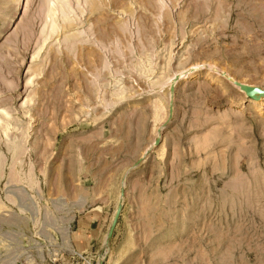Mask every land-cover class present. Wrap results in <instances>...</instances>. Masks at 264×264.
Instances as JSON below:
<instances>
[{"label": "rangeland", "instance_id": "374dc122", "mask_svg": "<svg viewBox=\"0 0 264 264\" xmlns=\"http://www.w3.org/2000/svg\"><path fill=\"white\" fill-rule=\"evenodd\" d=\"M228 75L264 89V0H0V264H97L124 174L107 264H264V97Z\"/></svg>", "mask_w": 264, "mask_h": 264}, {"label": "water", "instance_id": "95a60500", "mask_svg": "<svg viewBox=\"0 0 264 264\" xmlns=\"http://www.w3.org/2000/svg\"><path fill=\"white\" fill-rule=\"evenodd\" d=\"M234 82H235V84L239 85L242 90L245 91L247 96H250L252 98H258L261 95H264V89L261 88L260 86L249 85V84H245V83H242V82H239V81H234ZM173 93H174V84H171L169 86L170 100H169V106H168V109H169L168 110V118L171 116L172 109H173V104H172ZM158 140H159V138H156L155 141H154V144H157ZM140 161H141V158H139L132 166L137 165ZM124 194H125V174L121 178V185H120V188H119V199H118V202L116 204V208L114 210V213H113V216L111 218V221H110V223L108 225V228H107V231H106V235H105V239H104V242H103V246H102V249H101V251H100V253L98 255V259H97V262H96L97 264H104V258H105L106 254L108 252V250L106 248H107L108 242H109V240H110V238H111V236L113 234L114 228H115V226L117 224V220H118V217L120 215L122 204H123Z\"/></svg>", "mask_w": 264, "mask_h": 264}, {"label": "crops", "instance_id": "0c3cea01", "mask_svg": "<svg viewBox=\"0 0 264 264\" xmlns=\"http://www.w3.org/2000/svg\"><path fill=\"white\" fill-rule=\"evenodd\" d=\"M97 218L95 217L96 220H97ZM82 224H83L82 227H84L85 230H88V232H89V233H85L83 235V238L85 239V242L83 241V243L85 245H87L88 241H90L92 239V236H91L92 231H91V229H95V227L97 226L98 222L97 221L95 222L94 218H92V217L90 218V220H88V218L85 217V220H83ZM104 264H107V261H105Z\"/></svg>", "mask_w": 264, "mask_h": 264}, {"label": "bare ground", "instance_id": "6f19581e", "mask_svg": "<svg viewBox=\"0 0 264 264\" xmlns=\"http://www.w3.org/2000/svg\"><path fill=\"white\" fill-rule=\"evenodd\" d=\"M94 6H95V5H94ZM94 8H95V7H94ZM93 11H94V10H93ZM118 39H119V38H118ZM119 40H120V39H119ZM192 68H193V67H192ZM195 68H196V67H195ZM190 69H191V68H190ZM191 70H192V69H191ZM179 72H180V71H179ZM97 74H98V73H97ZM172 75H173V74H172ZM175 75H176V74H175ZM179 75H182V72H181V73H178V76H177L175 79H173V77L169 78L168 83H169V81L171 80L170 85H171V84H175V80L178 79ZM173 76H174V75H173ZM229 76H231V75H228V77H229ZM231 78H232V82H233V83H235L234 81H238L237 79H235V77H233V75L231 76ZM231 78H230V79H231ZM164 82H166V81H164ZM164 82H160V85L163 86ZM166 84H167V83H166ZM164 85H165V84H164ZM236 86H237V88L240 87V86L237 85V84H236ZM243 91H244V90H243ZM249 97H250V96H249ZM261 97H264V95H261V96L258 97L257 99H259V98H261ZM215 155H216V154H215Z\"/></svg>", "mask_w": 264, "mask_h": 264}]
</instances>
